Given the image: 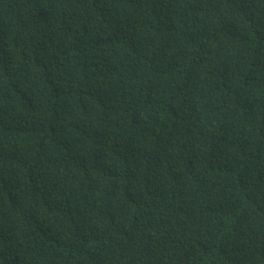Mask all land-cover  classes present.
Wrapping results in <instances>:
<instances>
[{
    "label": "trees",
    "instance_id": "trees-1",
    "mask_svg": "<svg viewBox=\"0 0 264 264\" xmlns=\"http://www.w3.org/2000/svg\"><path fill=\"white\" fill-rule=\"evenodd\" d=\"M0 264H264V0H0Z\"/></svg>",
    "mask_w": 264,
    "mask_h": 264
}]
</instances>
